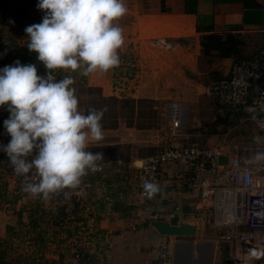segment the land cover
I'll return each mask as SVG.
<instances>
[{"label":"rangeland","instance_id":"1","mask_svg":"<svg viewBox=\"0 0 264 264\" xmlns=\"http://www.w3.org/2000/svg\"><path fill=\"white\" fill-rule=\"evenodd\" d=\"M5 1L10 5L16 0ZM26 1L30 3V7L24 14L17 15L12 11L3 16L0 12V57L7 59L8 51L11 50L14 56L29 51L25 28L41 23L45 13L37 9L38 0ZM123 3L127 12L114 21V24L122 28L124 36V44L118 49L119 66L107 73L97 71L87 76L81 75L82 69L75 72L62 69L56 75L60 79L70 76L75 81L72 87L76 89L78 111L84 113L86 107L107 108L101 120L103 140L90 142L87 148L107 149L101 151L104 158L98 162L102 171L90 177V188L75 205L72 223L62 227L50 225L54 216L50 213H56L60 206V192L50 194L46 200L39 196L31 197L21 190L22 185L13 183L6 177L4 164L0 162V240L7 233H14L12 249L5 259L15 261V264H39L38 259L47 261V264H69L75 247L89 258V264H93L91 253L98 248L94 243L98 236L93 230V224L100 218L117 217L116 212L111 209L115 208L114 201L120 203L117 206L119 212L122 211V203L131 205L136 201L130 170H117L113 162L120 160L125 164L138 166L136 161L174 141L186 144L197 141L204 144L206 136L212 133L214 124H218L207 88L212 81L223 75L227 66L221 60L202 56L201 53L196 58L192 55L193 46L187 51L153 47L156 45L151 47L156 39L162 38L153 35V26L149 21L150 14L161 13L159 0H123ZM250 49L251 45L248 44L245 51ZM192 60L194 65L190 67ZM130 99L134 102H130ZM168 102L187 108L186 133L194 134L195 137L184 139L180 136L175 139L170 136L165 120ZM7 113V105L0 106V144L6 145L11 137L2 128L1 120L9 118ZM233 131L247 141H254L256 130L249 123ZM115 173H120V177L115 179ZM34 209H40L49 216L48 220L45 217L44 222H37L35 233L45 243L39 247L30 242V239L35 238L33 232L28 234L26 230L27 221ZM187 217L195 226L198 222L201 223L199 215ZM202 229V236L197 242H211L214 253L209 254L205 244L195 246V253L189 252L184 245L187 242L175 241L169 248L171 264L230 263L229 256L234 255V248L221 240L222 229L210 225H204Z\"/></svg>","mask_w":264,"mask_h":264},{"label":"clouds","instance_id":"2","mask_svg":"<svg viewBox=\"0 0 264 264\" xmlns=\"http://www.w3.org/2000/svg\"><path fill=\"white\" fill-rule=\"evenodd\" d=\"M44 12L42 22L25 28L27 47L47 70L37 75L35 64L0 69V106L7 105L9 118L4 129L11 137L0 144L15 175L24 176L22 191L32 197L48 199L50 194L77 189L89 171L98 170L102 152L88 151L90 142L103 140L101 120L107 108L78 111L75 81L65 76L57 81L53 71L82 69L81 75L107 73L120 64L118 49L124 44L123 30L114 21L127 12L123 0H38ZM251 118L264 130V119ZM254 143L264 145V135ZM32 158L29 160L28 157ZM248 164L264 163V151H257ZM35 170L37 180L27 174ZM145 193L159 191L154 182L145 181Z\"/></svg>","mask_w":264,"mask_h":264},{"label":"built area","instance_id":"3","mask_svg":"<svg viewBox=\"0 0 264 264\" xmlns=\"http://www.w3.org/2000/svg\"><path fill=\"white\" fill-rule=\"evenodd\" d=\"M151 46L166 50L176 48L163 38L156 39ZM207 91L215 107L218 126L233 122L241 124L247 120L241 115L247 104L250 108L257 109V119H264V46L252 59L234 60L229 66L227 76L212 81ZM179 110H183L184 114L177 112ZM165 120L170 136L179 138L187 126V108L168 102ZM254 125L256 135H264V130L255 121ZM230 140L210 146L199 145L198 142L185 144L174 141L142 159L139 167L130 164V177L137 188V202L144 206L151 198L144 191L145 181L154 182L158 186L160 173L176 172L178 167H182L186 174L185 192L190 196L184 204L189 211L187 216L199 215L205 223L222 229L221 240L234 247L237 252L236 258L231 259L230 264H264V163H246L257 151H264V145L253 147ZM225 153L228 154L227 163L219 166L217 158ZM31 158L28 157L29 160ZM0 162L4 164L6 177L13 183L23 185L25 177L15 175L2 151ZM115 165L125 166L120 160H116ZM101 169L102 166L98 163V170L89 171L82 178L80 186L71 190L69 198L64 195L69 190L60 192L58 204L63 215L60 221L62 226L72 223L75 205L90 188V175L100 172ZM27 176L30 181L37 180L35 170ZM174 194L178 197L184 192L177 188ZM181 213L180 205L171 207V216L182 219ZM149 219L158 221L155 214ZM154 250L155 264H171L167 247L159 244ZM70 257L69 264H89V258L77 247L72 249Z\"/></svg>","mask_w":264,"mask_h":264},{"label":"crops","instance_id":"4","mask_svg":"<svg viewBox=\"0 0 264 264\" xmlns=\"http://www.w3.org/2000/svg\"><path fill=\"white\" fill-rule=\"evenodd\" d=\"M252 1L258 5L257 8H244L242 0H197L195 13L183 14L181 11V0H165V6L169 7L170 12L167 14L159 12L158 14H150L151 19L149 21H151L150 25L153 26L151 30L153 31V35L162 37L172 45H175V51H180L181 49L187 51L189 47L193 46L192 55L196 58L200 55L199 36L201 35V33L195 32L196 27L210 26L214 33L220 35H224L225 33L239 34L243 43V55L239 58L249 60L264 46V0ZM173 5L175 8H172ZM248 44L251 45V49L245 51ZM217 59L227 66L223 75L219 77L223 78L227 76L229 66L235 59L233 57ZM193 65L194 60L191 61L189 66L192 67ZM249 108V104H247L241 114L242 118L247 120L241 124L234 122L228 125L222 124L221 126L214 124L212 133L206 136L204 144L199 143V145L210 146L223 140L231 139L230 141L232 142L243 143L253 147L258 146L254 141H247L240 134H236L233 131L235 128L242 127L246 123L255 127L254 121L248 120L251 119V114L248 111ZM185 133L186 129L183 131V135H181L184 139L195 137L194 134ZM115 161L113 162L114 168H125L130 170L129 174H131L132 168L129 167L130 164L123 162L125 164L124 167H117ZM139 161H136V163ZM93 174L95 173L91 175ZM185 179L186 174L182 167H178L176 172L160 173L159 191L151 196L149 202H146L144 206L139 205L137 202V188L132 180L135 186L134 195L136 197V201L131 204L133 209L121 215L118 208L112 207L111 209L116 212L117 217L112 219L100 218L97 223L93 224V230L98 236L94 242L98 245V248L91 253L94 261L93 264H155L156 254L154 249L159 244H163L167 247L168 252H170L169 248L172 247V243L175 241L187 242L184 245L188 247L189 252L195 253V246L199 247V245L205 244L209 254L214 253V246L211 242L206 241L204 244L197 242L202 236V227L204 225L214 227V225L207 224L202 218H199L198 220H201V223L198 222V225L195 226L194 222H191L188 219L189 217H187L189 211L184 207V204L185 200L190 196L185 192ZM177 188L183 191L184 194L178 197L175 196L174 190ZM173 205H180L182 219L170 215ZM152 214L157 215L158 221H164L170 225H192L194 226V235L191 237L161 236L149 225L151 222L149 217ZM99 237L101 240H99ZM175 238L179 239L176 240ZM236 253V249L234 248V255L232 257L229 256L230 263L231 259L236 258Z\"/></svg>","mask_w":264,"mask_h":264},{"label":"trees","instance_id":"5","mask_svg":"<svg viewBox=\"0 0 264 264\" xmlns=\"http://www.w3.org/2000/svg\"><path fill=\"white\" fill-rule=\"evenodd\" d=\"M182 7L181 11L183 14H194L196 11L197 6V0H181ZM242 6L244 8H257L258 5L254 3L252 0H242ZM30 7V3L26 0H16L13 1L10 5H7L5 0H0V12L3 16L9 14L12 11H15L17 15L24 14L28 12ZM159 11L161 13H169L170 9L169 7L165 6L164 0H159ZM1 27V23H0ZM195 32L201 33L199 36V46H200V53L202 56H206L208 58H228L233 57L235 60H240L241 56L243 55L242 47L243 43L241 41L239 34H231V33H225L224 35L216 34L213 32L212 28L210 26L208 27H202V28H195ZM8 51V58H4V56L0 57V69H3L5 66L13 65L15 61H19L22 65L27 64H35L37 68V75L38 76H45L47 70L43 66L42 63H40L37 60V54L30 51H25L26 53L20 54L18 56H14V52ZM5 54V53H4ZM240 57V58H239ZM62 69H56L53 71V74L56 75L61 71ZM57 81L60 80L59 77H56ZM91 89V88H90ZM89 89V90H90ZM130 102H134L132 99L129 100ZM95 107H86L84 109V114L87 115L88 109ZM9 113H7V116L9 117ZM5 120H1L2 122V128H4ZM107 151V149H104L103 147H91L88 149V151H91L93 153L101 152V151ZM116 169V168H115ZM118 170V169H117ZM120 173H115L113 176L115 179L120 177ZM94 175V174H93ZM91 175V177L93 176ZM114 207L118 208V204H120L118 201H114ZM122 211L119 212L121 215L132 210V205H124L121 204ZM32 215L29 217L26 225V230H28V234L30 232H33V236L35 238L30 239L33 243V245H36L37 247L42 246L43 240L41 238H38L39 235L35 233V229H37V222L41 220V222H44L45 217L46 220H48V217L46 213L40 209H34L32 210ZM50 215H54L52 218L53 221H51L50 225H57L58 227H62L60 224V221L62 219V211L61 206L57 208L56 213H50ZM35 217V218H34ZM14 236V233H7L3 239L0 240V264H15L16 262L11 261L10 259L6 260L5 258L8 257L7 253L12 249V237ZM38 238V239H37ZM15 258V257H13ZM27 261V259H26ZM32 261V259H31ZM39 264H47V261H43L40 259ZM33 262V261H32ZM46 262V263H45ZM25 264H31L30 262H25Z\"/></svg>","mask_w":264,"mask_h":264},{"label":"water","instance_id":"6","mask_svg":"<svg viewBox=\"0 0 264 264\" xmlns=\"http://www.w3.org/2000/svg\"><path fill=\"white\" fill-rule=\"evenodd\" d=\"M228 155L222 154L217 158V164L224 166ZM159 235L170 237H191L194 235V226L189 224L170 225L164 221H151L149 224Z\"/></svg>","mask_w":264,"mask_h":264},{"label":"bare ground","instance_id":"7","mask_svg":"<svg viewBox=\"0 0 264 264\" xmlns=\"http://www.w3.org/2000/svg\"><path fill=\"white\" fill-rule=\"evenodd\" d=\"M177 112H181L182 114H184V111H183V110H179V111H177ZM140 164H141V162L139 161V162L137 163L138 167L140 166Z\"/></svg>","mask_w":264,"mask_h":264}]
</instances>
